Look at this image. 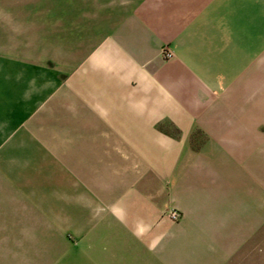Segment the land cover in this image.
<instances>
[{"label":"crops","instance_id":"1","mask_svg":"<svg viewBox=\"0 0 264 264\" xmlns=\"http://www.w3.org/2000/svg\"><path fill=\"white\" fill-rule=\"evenodd\" d=\"M57 202L62 264H229L264 228V0H0V264Z\"/></svg>","mask_w":264,"mask_h":264},{"label":"rangeland","instance_id":"2","mask_svg":"<svg viewBox=\"0 0 264 264\" xmlns=\"http://www.w3.org/2000/svg\"><path fill=\"white\" fill-rule=\"evenodd\" d=\"M169 49V47H164L162 49V55L163 58H165V62H169L171 58H167L164 56L163 50ZM171 51V50H170ZM172 52V51H171ZM136 87H142V83L139 80H136L135 82ZM44 128L40 127L41 133ZM163 133L168 134L169 137L173 138L174 140L180 139V131L177 127L173 125H169L167 127H161L158 128ZM52 130V128L50 129ZM64 131V128H56L55 131ZM51 135V134H50ZM168 146L170 147L173 145L175 149L180 146L179 142L172 143L168 142ZM184 145V144H183ZM190 146V148L195 150V133L193 134L191 143L187 144ZM48 144L41 143L40 147L43 150H47ZM157 155L160 156L162 160V155L164 156V153L160 152V154H157L153 152L151 154L153 161H155V157ZM123 178V175L120 176ZM121 182H123L121 180ZM58 188V185H57ZM57 196L59 197V193H61L59 190L56 192ZM59 202L56 203V206L54 208H39L42 212L43 210H54V214L52 216L55 217V221L51 223L49 222H42V220L39 222V232H38V238L36 239L38 241V248L39 253L38 256L35 254V249L33 256L32 254L28 253L29 248L25 247V264H31L32 260L34 261L36 257L38 258L39 264H62L63 262V237L64 234V228L62 223V207H59ZM43 213V212H42ZM51 213V212H50ZM36 235V234H35ZM56 247V248H55ZM229 264H264V228L257 234L238 254L233 258Z\"/></svg>","mask_w":264,"mask_h":264},{"label":"built area","instance_id":"3","mask_svg":"<svg viewBox=\"0 0 264 264\" xmlns=\"http://www.w3.org/2000/svg\"><path fill=\"white\" fill-rule=\"evenodd\" d=\"M163 52H164V56L167 58H171L173 56V52H171L168 49L163 50ZM167 214L170 217V219H172L173 221H178L182 218V212L177 209H171L168 211Z\"/></svg>","mask_w":264,"mask_h":264}]
</instances>
